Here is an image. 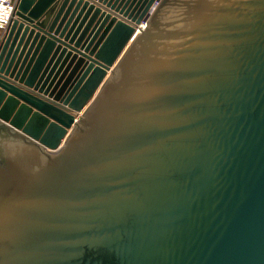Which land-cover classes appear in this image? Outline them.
Wrapping results in <instances>:
<instances>
[{
	"label": "water",
	"instance_id": "obj_1",
	"mask_svg": "<svg viewBox=\"0 0 264 264\" xmlns=\"http://www.w3.org/2000/svg\"><path fill=\"white\" fill-rule=\"evenodd\" d=\"M0 264H264V0H17Z\"/></svg>",
	"mask_w": 264,
	"mask_h": 264
},
{
	"label": "built area",
	"instance_id": "obj_2",
	"mask_svg": "<svg viewBox=\"0 0 264 264\" xmlns=\"http://www.w3.org/2000/svg\"><path fill=\"white\" fill-rule=\"evenodd\" d=\"M17 0H0V34H2L10 23L16 6ZM157 1H154L149 9V13L156 6ZM140 27H144V22H141Z\"/></svg>",
	"mask_w": 264,
	"mask_h": 264
}]
</instances>
